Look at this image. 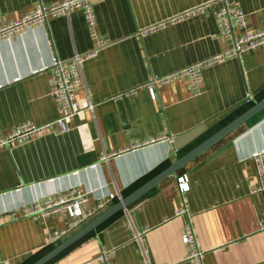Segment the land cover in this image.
Wrapping results in <instances>:
<instances>
[{
    "label": "crops",
    "instance_id": "0c3cea01",
    "mask_svg": "<svg viewBox=\"0 0 264 264\" xmlns=\"http://www.w3.org/2000/svg\"><path fill=\"white\" fill-rule=\"evenodd\" d=\"M62 0H0V26ZM215 0H98L97 24L81 9L0 37V132L50 122L53 61L85 57L84 109L66 132H50L0 148V262L33 264L97 216L264 98V45L211 64L200 83L179 77L148 84L233 46L215 15ZM247 30L264 29V0H232ZM190 12L189 14H186ZM186 15L144 35L143 29ZM239 32L237 31V34ZM248 95L252 100L248 101ZM264 154L258 113L163 179L46 264H193L182 240L191 215L203 264H264V197L254 188L253 156ZM188 174L181 193L177 178ZM74 187L89 194L94 216L50 243L71 222L65 211L27 214L24 207Z\"/></svg>",
    "mask_w": 264,
    "mask_h": 264
},
{
    "label": "built area",
    "instance_id": "2783aa9c",
    "mask_svg": "<svg viewBox=\"0 0 264 264\" xmlns=\"http://www.w3.org/2000/svg\"><path fill=\"white\" fill-rule=\"evenodd\" d=\"M97 1L98 0H62L53 5L40 6L33 13H28L11 24L0 26V37L11 35L27 26L45 22L49 16L68 14L75 9H81L87 24L90 27H95L97 24L95 3ZM199 9L213 12L220 27L221 36L232 37L233 46L224 53L190 64L166 77L155 79L150 82L148 88L152 98L155 99L157 97V84H162L179 77H188L192 82L200 83L204 78V70L209 65L232 56H240L247 51L254 50L264 45V29L256 31L247 30L248 21L246 14L242 9L234 5L232 0H215ZM189 13L190 12H187L186 14ZM186 14L183 13L176 18L145 28L141 32L146 35L155 30L165 28L169 23L180 21ZM237 31L239 32L238 34ZM84 60V56L76 54L71 60L56 58L53 61L50 67L52 69V87L50 94L58 105V116L56 119L44 124L26 121L16 125L7 133L0 132V148H10L39 135L54 131L63 133L70 128L73 117L84 110L77 100L79 89L85 85L83 73ZM247 100L251 101L252 96L248 95ZM253 159L255 161L258 177V184L254 190L262 193L264 197V154L256 152ZM177 181L181 193H185L190 189V178L188 174L184 173L178 176ZM88 200L89 194L84 188L74 187L57 195L48 197L43 202L37 201L32 205L26 206L23 211L27 214L37 211L42 213L65 211L70 216L71 222L67 228L50 236L49 242L55 243L62 236L82 224L86 219L102 210L109 201V199L99 200L97 201L95 209L85 210L83 205ZM177 215H186L188 217L182 235L183 242L189 248L187 259L191 260L193 264H203V252L198 247L196 233L189 211L186 207H183L179 209ZM261 228L264 229V221L261 223ZM98 261L100 264H114L112 252L103 251L99 254ZM0 264L5 263L1 261Z\"/></svg>",
    "mask_w": 264,
    "mask_h": 264
},
{
    "label": "water",
    "instance_id": "95a60500",
    "mask_svg": "<svg viewBox=\"0 0 264 264\" xmlns=\"http://www.w3.org/2000/svg\"><path fill=\"white\" fill-rule=\"evenodd\" d=\"M263 109H264V98L258 101L257 103H255V105H253L251 108H249L246 112H244L242 115L237 117L235 120H233L232 122L227 124L225 127L217 131L215 134H213L203 143L196 146L194 149L189 151L184 156L178 158L174 163H172L166 169H164L159 174L154 176L152 179L147 181L145 184L137 188L131 194H129L125 198H122L117 204H115L114 206H112L111 208L103 212L101 215L97 216L95 219H93L83 228L78 230L68 239L63 241L61 244L54 247L52 250H50L48 253H46L44 256H42L39 260H37L33 264H46L47 262H49L51 259H53L63 250L68 248L70 245H72L73 243H75L76 241L84 237L86 234H88L92 230L96 229L100 224H102L105 220H107L113 214L125 208L132 201H134L136 198L144 194L146 191H148L150 188H152L154 185H156L163 179L175 174L180 168H182L189 161L194 159L197 155H199L204 150H206L207 148H209L210 146L218 142L220 139H222L223 137H225L226 135H228L229 133L237 129L239 126L244 124L246 121H248L250 118L258 114Z\"/></svg>",
    "mask_w": 264,
    "mask_h": 264
},
{
    "label": "trees",
    "instance_id": "16d2710c",
    "mask_svg": "<svg viewBox=\"0 0 264 264\" xmlns=\"http://www.w3.org/2000/svg\"><path fill=\"white\" fill-rule=\"evenodd\" d=\"M259 113H264V109L262 111H260ZM61 244V243H60Z\"/></svg>",
    "mask_w": 264,
    "mask_h": 264
}]
</instances>
